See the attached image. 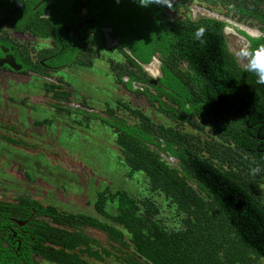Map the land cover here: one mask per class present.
<instances>
[{
    "label": "trees",
    "instance_id": "16d2710c",
    "mask_svg": "<svg viewBox=\"0 0 264 264\" xmlns=\"http://www.w3.org/2000/svg\"><path fill=\"white\" fill-rule=\"evenodd\" d=\"M206 1L227 5L239 21L258 26L262 32L257 36L243 33L250 50L264 46V0ZM134 5L139 11L122 15L120 22L126 21L123 43L135 56L127 53L131 64L113 68L119 78L128 73L131 80L148 81L153 90L134 89L132 81L127 86L170 122L122 100L108 104L100 118L114 133L129 175L143 172L150 193L163 196L182 224L167 226L152 195L138 199L107 186L95 202L102 218L32 200L56 222L71 224V229L42 225L45 235L37 234L36 251L57 264H90L82 256L86 252L102 256L90 245L100 243L80 230L91 225L107 234L104 255L118 250L127 264H264V147H259L264 143V85L256 84L228 48L226 22L188 15L177 19L160 5ZM201 26L203 44L193 38ZM157 52L163 71L158 80L147 76L139 62H150ZM257 167L260 171L252 174ZM114 203L112 212L108 207ZM0 264L41 263L32 253L19 258L0 241Z\"/></svg>",
    "mask_w": 264,
    "mask_h": 264
},
{
    "label": "rangeland",
    "instance_id": "374dc122",
    "mask_svg": "<svg viewBox=\"0 0 264 264\" xmlns=\"http://www.w3.org/2000/svg\"><path fill=\"white\" fill-rule=\"evenodd\" d=\"M193 3L187 12L190 17L210 14L209 9H204L208 7L207 3H199L200 7ZM217 10L220 12L215 11L214 15L218 18L221 15L229 21L225 28L228 48L243 65L238 53L243 47L250 50L243 31L258 35L262 31L250 22L239 21L228 12L227 5L218 6ZM109 68L107 61H99L94 71L81 74L82 80L75 78L77 86H73V99L76 102L85 100L89 112L101 113L106 110V103L114 102L116 97L131 98L133 106L141 105L156 120L170 122L165 115L154 111L141 96L130 94L126 97L122 89L121 93H117L116 81L106 78ZM4 83L0 76V199L7 200H0V208L12 206L3 203L12 204L11 200L24 198L38 201L43 206L55 205L61 211L95 214L97 193L107 186L113 191L125 189L138 199L152 195L143 172L129 175V167L121 158L123 154L111 128L98 120L87 121L79 114L56 111L51 107L49 102L52 100L44 93V88L38 87L41 83L22 91L13 87L7 89L2 86ZM65 115L69 118L59 117ZM45 118L53 122L43 123ZM33 122L45 126H35ZM4 136L20 140L24 148L4 142ZM170 161L175 162L173 159ZM152 197L161 207L160 217L166 225L179 228L181 215H177L163 196L155 194ZM115 208L116 203L110 204L108 210L113 212ZM57 223L63 228L71 226L66 220ZM100 233L95 230L92 235H86L108 246L107 234ZM86 260L90 261L88 257ZM90 264L127 263L117 250L113 256L104 255L103 262L91 261Z\"/></svg>",
    "mask_w": 264,
    "mask_h": 264
},
{
    "label": "flooded vegetation",
    "instance_id": "af4514ba",
    "mask_svg": "<svg viewBox=\"0 0 264 264\" xmlns=\"http://www.w3.org/2000/svg\"><path fill=\"white\" fill-rule=\"evenodd\" d=\"M21 2L18 4L17 0H0V76L5 82L3 87L7 89L13 87L22 91L41 83L38 87L44 88V93L52 100L49 102L51 107L56 111L58 108H65L71 110L70 114H79L84 117L87 114H93L97 117H93L92 120H98L99 123H103L100 116H104L105 111L96 113L90 110L89 112L87 101L76 102L73 99L75 94L73 86H77L75 78L82 80L83 72L94 71L97 62H108L110 71H107L106 78L116 81L117 93H121L122 89L126 97L137 95L135 91L128 88L127 84L130 81L134 89L153 90L148 81L131 80V75L128 73L119 78V70L113 68L115 64L130 65L128 54L135 56L131 48L123 43L125 32L123 28H125L126 21L124 20V23L120 21H122V15L128 13L130 16L139 11L134 5L138 3L137 0H21ZM170 2L179 6L177 8L163 6V9L172 18L177 19L186 17L192 2L197 7H200L198 4L201 2L207 3L206 0H170ZM207 5L208 7L205 6L204 9L210 10L209 15L191 18L196 20L202 17L214 18L228 24L229 21L221 18V15L219 18L214 15L215 11L220 12L217 10L218 6L208 3ZM182 10L185 13L179 14ZM247 40L250 47V41ZM139 62L147 76H152L156 80L163 77L159 52L152 56L150 62ZM131 66L134 67V65ZM65 93H70L69 98L60 96ZM119 97H116L112 103L107 102L106 109L108 104L116 105L119 100L133 105L131 103L133 99ZM141 98L148 103L145 96ZM149 106L151 107L150 104ZM59 117L69 118L68 115ZM42 122L48 124L53 120L50 122V119L45 118ZM33 123L35 126H45L42 123ZM4 138L5 141H1L17 145L20 149L24 148L20 140L5 136ZM9 138L20 142H11ZM259 147H264V143H260ZM170 159L176 160L175 157H170ZM11 201H13L12 204L3 203L12 205L11 207L0 208L2 246L10 249L19 258L32 253L41 264H57L36 251L40 247L36 236L40 233L45 235L42 225L50 223L53 226H59L60 224L51 215L44 213L41 205L33 204L31 199L18 198ZM91 215L102 218L97 211ZM70 227L68 228L71 229ZM80 230L89 235H92L95 230L104 233L101 229L91 225H84ZM46 244L49 245L48 242ZM90 245L95 250L99 249L102 256L97 258L89 255L88 252L83 256L90 259V261L87 260L89 263L91 261L92 263L93 261L103 262V244L92 243Z\"/></svg>",
    "mask_w": 264,
    "mask_h": 264
},
{
    "label": "clouds",
    "instance_id": "9594fccd",
    "mask_svg": "<svg viewBox=\"0 0 264 264\" xmlns=\"http://www.w3.org/2000/svg\"><path fill=\"white\" fill-rule=\"evenodd\" d=\"M141 6H148L150 4H156L160 6H167L170 8L169 0H137ZM17 3H22L21 0H17ZM205 28L203 26L197 28L193 33V38L195 41L203 44ZM259 38V37H257ZM239 58L243 64V70L247 73L253 74L255 77V82L258 85H264V46L257 47L255 49L249 50L247 47L241 48L238 53ZM260 169L253 168L251 170L252 174H256Z\"/></svg>",
    "mask_w": 264,
    "mask_h": 264
},
{
    "label": "water",
    "instance_id": "95a60500",
    "mask_svg": "<svg viewBox=\"0 0 264 264\" xmlns=\"http://www.w3.org/2000/svg\"><path fill=\"white\" fill-rule=\"evenodd\" d=\"M11 64V63H10ZM174 159V158H173Z\"/></svg>",
    "mask_w": 264,
    "mask_h": 264
},
{
    "label": "bare ground",
    "instance_id": "6f19581e",
    "mask_svg": "<svg viewBox=\"0 0 264 264\" xmlns=\"http://www.w3.org/2000/svg\"><path fill=\"white\" fill-rule=\"evenodd\" d=\"M151 69V68H150Z\"/></svg>",
    "mask_w": 264,
    "mask_h": 264
}]
</instances>
